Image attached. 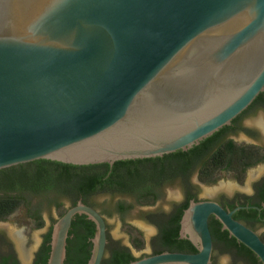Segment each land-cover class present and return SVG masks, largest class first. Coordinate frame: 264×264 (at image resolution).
I'll return each mask as SVG.
<instances>
[{
    "label": "water",
    "instance_id": "water-1",
    "mask_svg": "<svg viewBox=\"0 0 264 264\" xmlns=\"http://www.w3.org/2000/svg\"><path fill=\"white\" fill-rule=\"evenodd\" d=\"M234 82V85H231ZM218 83L233 89L215 99ZM264 92V0H0V170L40 159L75 165L188 150ZM80 199L53 224L46 264H65ZM214 215L264 264V241L219 203L191 200L181 237L198 252L128 264H212Z\"/></svg>",
    "mask_w": 264,
    "mask_h": 264
},
{
    "label": "trees",
    "instance_id": "trees-1",
    "mask_svg": "<svg viewBox=\"0 0 264 264\" xmlns=\"http://www.w3.org/2000/svg\"><path fill=\"white\" fill-rule=\"evenodd\" d=\"M263 94L264 92L260 96ZM226 128L228 126L188 150H179L151 158L119 160L115 162L114 167L108 162L75 165L40 159L2 169L0 170V192L3 194H0V220H7L22 204H26L31 206L32 217L37 220V226L41 227L43 224L40 221L41 211L45 203L60 210L63 207V199L68 198L73 203L72 206L76 205L79 199L86 204L96 206L94 202L96 196L124 192L138 197L141 203H154L160 199L162 190L171 184L180 182L184 190H187L188 197L183 202L174 205V212L170 217L164 215L159 218L160 235L158 239L160 245L167 250H197L189 239H179L184 211L189 206L190 199L195 198L190 188L191 178L198 172L202 182L212 184L218 180V172L221 170L231 172L244 168L243 153L240 159L233 162L232 142L223 141ZM117 207L121 212L132 208V206L128 208L124 203H119ZM66 211L67 209L62 214ZM76 217H79V214ZM94 224L92 221L91 227L87 226L88 231L86 233L82 231L80 235L81 247L76 250L79 257H74L72 253L68 257L67 252L65 264L88 263L92 249L88 247L86 238L88 235L95 236ZM212 230L219 241L227 240L231 245L230 234L227 230H225L227 232H221L215 222ZM51 235L52 228L45 236L39 264L48 262ZM140 237L141 234L140 236L134 234V243L139 249L145 244ZM248 249L242 244L241 254L247 253ZM132 260L135 258L129 251L117 248L113 250L104 264H128ZM252 264H258L254 256H252Z\"/></svg>",
    "mask_w": 264,
    "mask_h": 264
},
{
    "label": "flooded vegetation",
    "instance_id": "flooded-vegetation-1",
    "mask_svg": "<svg viewBox=\"0 0 264 264\" xmlns=\"http://www.w3.org/2000/svg\"><path fill=\"white\" fill-rule=\"evenodd\" d=\"M258 119H262L264 121V94L259 95L242 113H240L237 117H235L230 125H227L228 128L226 132H224L223 141H231V147L234 148V153L232 152V156L234 157L233 162H236L240 159V156L243 153V163L244 168L240 169L239 171L233 170L231 173L233 174L235 180L240 181L241 177L245 176L251 169L255 167H263L260 172H254L251 175L250 182L246 188H241L239 182L237 184H231V186H223V188L219 189L220 196L212 197H202L198 193L200 187L195 185L192 178H191V192L195 198H191V200L195 201H215L219 203L222 207H224L229 212H233V217L255 231L264 241V127L260 125ZM226 127V126H224ZM223 127V128H224ZM222 129V128H221ZM220 129V130H221ZM219 130V131H220ZM218 132V131H217ZM238 151V153L236 152ZM115 163L111 166L114 167ZM224 171V170H221ZM198 181L202 184H206L202 182L199 178L198 172L196 173ZM182 186V185H181ZM183 189V202L187 199V190L182 187ZM163 192V190H162ZM209 195H212L213 192H208ZM103 195H110L112 197L115 196H130L133 198L134 203H126L124 200L118 201L115 204V212L119 216H124L128 213L135 205H139L141 207L146 206H154L159 199L154 203H141L138 197H134L133 195H129L127 193H106ZM80 200V199H79ZM78 200V201H79ZM181 202L174 203L171 206L169 211L164 210H153L146 214V222L149 226H153L155 229V234L152 236L150 241V246L152 251L150 253L144 252V247L139 249L136 247L134 243V234H141L139 228L135 225L131 224L134 229V232L130 234L131 245H127L122 243L120 240H116L112 237L110 233V225L108 223L107 214L100 210L96 206H92L96 208L106 219L107 226H108V244L106 249V254L103 259L102 264L106 262L111 256L113 250L117 248L126 249L131 253V255L135 258L136 261L141 259L145 256L155 255L162 252H181V253H197L198 250H170L165 249L159 243V235H160V224H158L159 218L168 215L169 217L174 212V205L179 204ZM71 203V202H70ZM119 203H124L128 208L132 206L131 209L126 211H119L117 205ZM71 203V206L72 207ZM133 204V205H132ZM89 205V204H87ZM91 206V205H90ZM68 209V208H67ZM65 213V212H64ZM63 214H61L62 216ZM77 216V215H76ZM75 216V217H76ZM58 220V219H57ZM56 219L53 221V224L57 221ZM215 224L220 229L221 232H227L223 229L222 223L212 215L209 219V227L211 230L212 238H213V254H212V264H217L218 255H225L229 256L231 259L230 264H252V256H254L258 264H262L260 259L257 255L251 250L248 249L247 253L241 254V247L242 244L232 235H229L231 238V245L227 240L219 241L212 230V225ZM92 221L88 219L86 215H79V217L75 218L73 221L70 236L68 239V257L72 253L74 257H79L78 248L81 247V238L80 235L82 231L86 233L88 231L87 226L91 227ZM51 227L42 235V239L38 244L37 248L34 251H29L26 249L25 240L21 238L19 233H15L16 239L12 240L7 237L2 231H0V264H39V256L45 241L46 234L50 231ZM95 225V224H94ZM96 227V225H95ZM132 229V230H133ZM94 236L88 235L86 238V242L88 247L92 249V239ZM186 239L182 238L181 233L179 234V239ZM190 242V241H189ZM237 245H235V243ZM191 243V242H190ZM192 244V243H191ZM145 246V244H144ZM74 248V250H72ZM72 250V251H71ZM135 251L142 252L140 255L136 254Z\"/></svg>",
    "mask_w": 264,
    "mask_h": 264
},
{
    "label": "rangeland",
    "instance_id": "rangeland-1",
    "mask_svg": "<svg viewBox=\"0 0 264 264\" xmlns=\"http://www.w3.org/2000/svg\"><path fill=\"white\" fill-rule=\"evenodd\" d=\"M263 167H261L262 169ZM260 167L251 169L241 180H235L233 174L228 171L218 172V180L212 184H202L198 181L197 175H193V182L198 185L200 189L198 193L202 197L207 196H220L219 189L223 186H231V184H237L239 182L241 188H246L250 182L251 175L254 172L262 171ZM208 192H213L209 195ZM2 195L3 192H0ZM183 189L180 182L167 186L154 206L141 207L135 205L124 216H119L115 212V204L118 201L124 200L126 203H134V200L130 196H115L110 195H99L94 198V202L97 207L107 214L108 223L110 227V233L116 240L122 241V243L131 245L130 234L134 232L131 224L139 228L141 237L144 242V252L150 253L152 251L150 241L152 236L155 234L153 226H149L145 220L146 214L153 210H164L169 211L174 203L181 202L183 200ZM133 205V204H132ZM71 206L68 198L63 199V207L56 209L55 207L49 206L45 203L41 211L42 226H37V220L32 217L31 206L22 204L17 211L12 214L7 220H0V231L7 235L8 238L15 240V233H19L21 238L25 240L26 249L34 251L42 239V235L51 227L53 221L61 217L62 212ZM133 229V230H132ZM140 236V234H138ZM143 252V251H142ZM142 252L135 251L136 254L140 255ZM231 259L229 256L218 255L217 264H230Z\"/></svg>",
    "mask_w": 264,
    "mask_h": 264
},
{
    "label": "bare ground",
    "instance_id": "bare-ground-1",
    "mask_svg": "<svg viewBox=\"0 0 264 264\" xmlns=\"http://www.w3.org/2000/svg\"><path fill=\"white\" fill-rule=\"evenodd\" d=\"M231 83H233L231 85L235 84L233 81ZM216 84H217V88H216V90L214 92L215 99H222V98L228 96L229 93L232 92V90H233L231 88L230 84L218 83V82H216ZM258 121H259L260 125H262L264 127V121L262 119H260V120L258 119Z\"/></svg>",
    "mask_w": 264,
    "mask_h": 264
}]
</instances>
